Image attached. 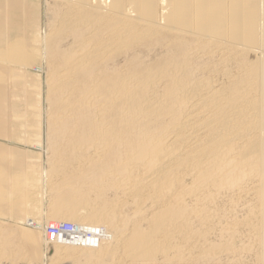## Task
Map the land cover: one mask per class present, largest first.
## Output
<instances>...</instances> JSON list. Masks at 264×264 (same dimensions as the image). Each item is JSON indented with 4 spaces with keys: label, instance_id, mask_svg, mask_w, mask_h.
Segmentation results:
<instances>
[{
    "label": "bare ground",
    "instance_id": "1",
    "mask_svg": "<svg viewBox=\"0 0 264 264\" xmlns=\"http://www.w3.org/2000/svg\"><path fill=\"white\" fill-rule=\"evenodd\" d=\"M51 3L61 16L41 46L50 67L48 141L55 160L47 169V226L28 235L0 225V264H42L32 240L49 244L64 264H224V257L241 264L233 257L253 248L264 264V0ZM21 38L4 51L15 46L13 56L24 60ZM7 148L1 144L0 155L8 158ZM4 173L0 190L10 184ZM224 197L248 216L224 225L230 214L219 203ZM65 224L74 232L47 235ZM241 227L255 245L243 241L240 250ZM217 233L223 242L212 240ZM70 237L76 241H64ZM28 238L34 247L26 240L25 246L36 252L31 260L32 252L22 258L27 248L16 244Z\"/></svg>",
    "mask_w": 264,
    "mask_h": 264
},
{
    "label": "rangeland",
    "instance_id": "2",
    "mask_svg": "<svg viewBox=\"0 0 264 264\" xmlns=\"http://www.w3.org/2000/svg\"><path fill=\"white\" fill-rule=\"evenodd\" d=\"M6 1L7 0H0V3H1L0 4V6H1L0 8H3L4 10L6 8L7 12H9V13L6 12L7 13L6 14L3 9L2 10L0 9L1 10L0 17L2 16V18H3V17L7 16L6 17L7 20H8V18H10L9 21H7L4 18L3 20L4 21L6 20L5 22L2 20L4 23H6V25L4 23H2V21H0L1 22L0 23V51H1L0 52L1 53L0 54V64L6 63V64H3V67L6 66L5 68H7L6 70H3V67L2 68L0 67V71H1L0 72V75H1L0 76V78H1L0 79V90H1L0 94L2 93L0 95V99H1L0 106H2V109L0 110V124H1L0 128H5V129H9V130L8 131L6 130V133H5V129H3V131H1L2 129H0V145L2 144L3 148H7V145H8L9 148L11 147L13 149L12 152H14V153L11 152V148L10 149L7 148L5 150L10 151V153H11L10 154L8 152L10 154L9 157L7 158L8 154H7V156L6 155H0V163L2 162L1 160L4 159V156H5V158H7V160L11 159L10 163L8 161L9 164L7 162L6 163L2 162L3 165L7 164V167H6V170L4 169L5 167L4 168L0 167L1 169H3L2 173H0V174H1V176H4V177H5V173H4L5 171H6L7 176L10 174V176L8 177L9 181H10V184H7L6 188L4 190H6V193L8 195H9V193H11L10 195L12 196L11 197L9 195L10 196L9 197V196L6 195V193H5V191L3 189L0 190V194H3L5 196H7L6 197L7 199L4 197V201L1 200V198H3L2 195L0 196V201H1L0 204L2 205V206H0V225L1 226L2 225H6L5 227H7V226L11 227V228H9V230H11V229L12 230H16L17 229L19 231L22 230L21 232L25 231V234L29 235L30 233H33L35 231H39V233H40L42 231V227L46 228V226H47L46 225L47 224V217H48V214H49V209H48L49 206L48 205H49L50 195L47 192L50 189H49V186L46 187V185H49L48 184V182H49V177L48 176H50V174H51V172H49L50 171V168H49L50 162L49 161H51L49 159V156L51 157V152H50L51 149L49 148L50 147L49 145H51V143H50L51 142V140H50L51 137L49 136V138H48V134L50 133L49 124H48L49 123V119H50V116H49L50 115L49 114L50 110L48 111L49 105H48V102H47L48 101V97L50 95V85L48 86L47 83H50L49 82L50 79H49V81L48 80L46 81V79L49 78L48 75H50V74L48 72H50V70H49L50 67H48V62H47V60H48L47 59V57H48L47 55L48 54L47 55L43 54L41 46H42V41L48 36V33L50 34L51 29L52 28L54 29L56 27V25L58 24V22L56 23V20L58 21V19L60 18L61 15H60V13H58V9H57V7L55 8L54 5H52V6H54L53 7V14H52V6H51L52 3H51V0H24V1L20 0L21 4L19 3V5H17L18 2H14V4L10 3L13 0H9L10 2L9 1L6 2ZM8 3L10 4V6L12 5L10 7L11 9L9 8ZM15 3H17L16 6H15ZM3 4H4V6H3ZM5 4L8 7H5ZM48 6L49 7L51 6L50 7L51 10L48 8ZM12 7H14L15 9L14 8L12 9ZM54 12H56V15H55ZM4 15H6V16H4ZM9 15H10V17H9ZM53 15H54L55 19L52 17ZM57 15L59 16V18H58ZM2 18H0V20ZM53 22H55L56 24L53 23ZM51 24H54V25H51ZM44 33L47 34V36ZM25 36H26V39H27V40L24 39L26 41V43H27V44L25 43L27 45L26 47H28L29 49L32 48V50H29L27 48L28 51H26L27 50L26 47L25 48L20 47V48H23L25 51L22 52L21 51L22 49L21 50L19 49L18 51H20L21 54L23 53V55L25 53L28 54V56H26L27 58H24V60L23 59L21 60L20 57L22 55H20L19 58H18L16 50L19 47L18 48L16 47V50H15L16 54H14V56H13V52H14L15 46H11L14 49L8 50L6 52L4 51L5 48H6L5 50H7V48L10 47L9 45H16L18 43V41H21L23 39L21 37L25 38ZM19 38H21V39H19ZM70 38L66 39L68 41H65L67 43L70 40V43H67V46L69 47V49H70V46H71L70 44L71 43H72V46H73L72 48L75 47L73 39L72 38L70 39ZM35 40L37 41L38 45H37V43H35L36 42ZM6 44H8V45H6ZM63 44L60 45L61 49H65V48L68 49L66 44L65 43H63ZM30 45L32 47H30ZM1 47H3L2 48L3 51L1 49ZM33 47H35V48H33ZM9 51H10V53H9ZM11 51H13V52H11ZM41 51H42V53H41ZM20 52H19V54H20ZM7 53L9 55H7ZM31 53H33V54H31ZM1 56H3L4 58L1 57ZM12 57H14V59L17 58L16 61L14 59L12 60ZM9 58H11V59H9ZM4 59L6 61L7 60H9V61L6 62V61H4ZM1 61H4V62L1 63ZM11 61H13V63ZM24 61H26V62L28 61L29 64L27 62L28 65H26L25 64L26 62L24 63ZM8 62H11V63H8ZM22 62H23V64H22ZM18 63L20 64V66L18 65ZM9 64H14V65L10 66ZM0 66H2V65H0ZM8 66H9V69H8ZM22 66H24V67H22ZM11 67L13 68V70L11 69ZM14 68L18 69V70L16 69L18 74H16V75L13 74V76L15 75L13 77L11 74L16 72V70L14 71ZM44 69H45V71L47 69L49 71L47 70L45 72ZM19 70H22V73ZM40 70H43V71L39 72ZM8 71H10L9 72L10 75L7 73ZM5 72L7 73V76L9 75L8 79H6L7 81L4 79V76H6ZM20 73L22 75H20ZM23 74H25V75H23ZM11 76H12V78H11ZM21 77H23L25 81ZM26 77H28V78H26ZM9 78L11 79L10 80L11 82L9 81ZM14 80L17 82L16 83L17 85H15ZM21 81H23V83L25 85L22 84ZM13 82H14V84L12 85ZM20 82H21L22 86H20ZM10 83H11V85H9ZM18 85L20 86V88L18 87ZM14 87H15L16 90H14ZM11 88H12V90H11ZM2 90H4V91H2ZM6 101H7V103H6ZM3 103H5V104H3ZM6 105H8L7 109H6ZM4 109H6V110H4ZM2 110H3L4 114L1 112ZM1 113H2V115H1ZM7 114H8L9 117L7 116ZM20 116L22 118H20ZM1 118H2V121H1ZM7 118L10 119V120H8ZM16 118H20V120L18 119L16 121ZM18 121L20 123L22 121V124H20ZM4 123L7 124V125L5 126ZM10 130L11 131L14 130V132H12V134L10 133V137H9ZM13 133L15 135H13ZM1 135H3L4 137L1 136ZM15 152L18 154V156L16 155ZM14 155H16L17 158H15ZM21 156H23V159L27 158L28 160L27 159L26 160L28 162H26V160H23ZM14 159H15V161L17 160V162H18L17 166L15 165L17 162H15ZM21 159L25 163L23 162V164H20V163H22ZM7 160L5 159L4 161H7ZM52 161L54 162L55 160H52ZM52 161H51V163H52ZM11 163H14V164L11 165ZM1 164H0V166H1ZM3 165H2V167H3ZM8 165L11 168V170H10L11 172L10 173L8 172L9 169H10V168H8ZM18 165L20 166V168L18 167ZM4 166H6V165H4ZM22 167H23V169H21ZM29 167H30V169H29ZM31 167H32V169H31ZM7 168H8V170H7ZM27 168L29 169V171L27 170ZM1 169H0V171H1ZM47 171H48V173H47ZM27 173L28 174L31 173V174L28 175ZM4 177H2V178H4ZM19 178H20V181H19ZM16 182L17 183L19 182V183L17 184ZM9 186H11V188H8ZM21 186H23V187H21ZM26 187H27V189H25ZM11 189H12V191H11ZM29 192H31V193H29ZM26 193H29L30 196H29V194H26ZM43 195L44 196L46 195V196L44 197ZM48 195H49V197H48ZM28 196H29V201L27 202ZM46 197H48V198H46ZM8 198H9V200H8ZM21 198H24V199L21 200ZM228 200H229L228 197H224L223 200L221 199L219 201V203L222 202L221 206H223L225 208V210H227V212L230 210L228 212L230 214H226L227 219L224 220L225 222L223 221L224 225H226L225 224L226 222L228 224L231 221L232 222H237V220L241 221V220L245 219L248 216L249 211H248V209H246L244 207L242 208V206H243L242 204L241 205L239 204L240 207L239 206L238 207H233L231 209L229 204H227V203H229ZM5 202H7V203L10 202V204L12 203L11 204L12 206L9 203H8L9 204V206H8V204H5ZM15 202H17V203H15ZM235 210H236V212H235ZM69 222H73L74 223L73 220H71V221L69 220ZM35 228L39 229V230H35ZM242 229L244 230L245 228L241 227V230H239V236L235 240V246H236L237 249L240 248V250L242 249V247L246 246L247 244H248V246H249V244L250 245L251 244L255 245L254 238L250 234L247 233V229H246V231L244 230L245 232ZM41 233H43V232H41ZM30 235H32V234H30ZM220 239L221 238H220L219 234L212 238V240L219 241V242L222 241L223 242V239H221V240ZM22 240H23V242H22ZM22 240L21 241H20V239H19V241L17 240V242H19V243L16 242V244L17 245H21L22 244L21 247H23V245H24V247H26L27 249L24 250L25 251V255H24V253H21L20 258L23 255H24V257H22V258H25V256L27 258L30 255V257L27 258V260H31L30 258H32V256H33V252L32 251H34L36 249L38 251H36V250L35 251L38 254L35 255L36 252L34 251L35 252L34 255L37 256L36 258H38V261L40 259H42V261L40 260V262L42 264H50V263L51 264H54V263L55 264H58V263L59 264H64L65 263V262H61L60 263L59 261L56 262L54 260V259H57V253L54 252L53 247L51 248V246L49 244L47 245L45 242H43V244H42L41 243L42 241H40V240L37 243V242H35V240H32L31 238L22 239ZM25 240H26V244H29V246L31 248H33L34 245H38V246H35L36 248L34 247L33 248L34 250L29 247V249L32 250V251L31 250L29 251L28 250V245L25 246ZM27 240L30 241V242H28ZM31 240H32L33 243H35L34 245L31 242ZM243 241H245V242H243ZM248 241H250V242H248ZM241 242H243L245 245L243 243L242 244L244 246L241 245ZM39 245H41V246H39ZM27 250H28V252H32L31 253L32 255L27 253L26 252ZM253 251H255V253ZM244 252L245 251L241 252L240 255H242V256H239V257L235 256V257H233V259L235 261H237V260L240 261L241 264L242 263L243 264H254V263L258 264L257 263V257H256V250H254V248L252 249V251H250V253H249V251H248V253H247V251H246V253H244ZM26 253L29 254V255H27ZM42 253H43L44 256L42 255ZM51 258H53L54 261L51 260ZM222 261H223L224 264H225V262L227 264V262H230V258H228V260H227V258L224 257L222 259ZM66 264H67V262H66Z\"/></svg>",
    "mask_w": 264,
    "mask_h": 264
},
{
    "label": "built area",
    "instance_id": "3",
    "mask_svg": "<svg viewBox=\"0 0 264 264\" xmlns=\"http://www.w3.org/2000/svg\"><path fill=\"white\" fill-rule=\"evenodd\" d=\"M74 232V227H72L71 225H68V224H65V225H62V227L60 229H57L56 226L53 228H49L47 230V235H50V236H58L59 233H73ZM65 239V238H63ZM78 240V239H77ZM64 241H76L75 240V237H70L69 239L67 238L66 240Z\"/></svg>",
    "mask_w": 264,
    "mask_h": 264
}]
</instances>
